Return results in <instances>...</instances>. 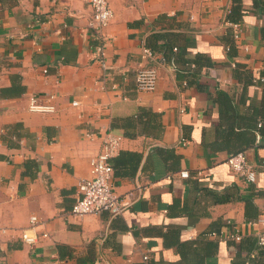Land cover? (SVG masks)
<instances>
[{
    "label": "crops",
    "instance_id": "1",
    "mask_svg": "<svg viewBox=\"0 0 264 264\" xmlns=\"http://www.w3.org/2000/svg\"><path fill=\"white\" fill-rule=\"evenodd\" d=\"M238 1V39L224 23L235 0H108L102 39L87 0H0V264L246 256L227 235L264 236V0ZM143 46L165 58L151 91L135 85L138 67L153 64ZM30 95L55 110H29ZM107 131L120 137L114 189L134 196L121 214L73 217ZM236 151L254 181L227 164ZM31 215L33 232L48 236L30 246L20 233Z\"/></svg>",
    "mask_w": 264,
    "mask_h": 264
},
{
    "label": "built area",
    "instance_id": "2",
    "mask_svg": "<svg viewBox=\"0 0 264 264\" xmlns=\"http://www.w3.org/2000/svg\"><path fill=\"white\" fill-rule=\"evenodd\" d=\"M92 8L91 18L89 20V26L92 30L104 39L102 30L110 22L113 12L109 6L108 0H87ZM230 12V7L224 11V23L228 24L232 29L231 33L233 38L239 37V23L231 22L226 18V15ZM99 49H102L100 47ZM141 58L153 62L152 65H141L136 70L135 85L139 91H151L156 87L158 73L157 65L165 63V58H156L154 52L149 48L143 46L141 51ZM53 97V95H49ZM73 105H77V101L72 102ZM29 110L53 112L55 106L53 104H39L38 97L35 95L29 96ZM260 125V124H259ZM88 136H91V132H87ZM182 143H186V139L180 138ZM120 148V137L111 131L105 132L99 151L90 157L89 160V176L81 178L77 183L78 196L72 205L69 214L73 217H80L85 214H99L101 212H109L111 215L121 214L122 211L129 205L131 199L134 196L133 191H129L124 195L116 193L113 185V166L112 158L117 154ZM230 168L238 174L245 177L247 181L255 180V170L246 161V157L243 151H237L230 154L226 159ZM181 177H187L188 172L182 170L179 172ZM37 217L31 215L28 228H25L20 233L21 240L28 245L35 244L40 237L48 236L47 233L41 235L33 232ZM255 222L264 223V219L258 217ZM229 238L239 241L241 239L240 234L232 232L227 235ZM258 244L264 245V236L258 238ZM144 258L147 255L143 256ZM254 253L248 254L244 259L243 264H254L252 258Z\"/></svg>",
    "mask_w": 264,
    "mask_h": 264
},
{
    "label": "trees",
    "instance_id": "3",
    "mask_svg": "<svg viewBox=\"0 0 264 264\" xmlns=\"http://www.w3.org/2000/svg\"><path fill=\"white\" fill-rule=\"evenodd\" d=\"M235 4L232 6V8H230V12L226 15V18L228 20H237L238 16L240 15V6H239V1L235 0ZM237 152V151H236ZM245 205H246V211H245V215L247 218H255L257 215L256 209L254 207V205L252 204L251 200H245ZM247 243H244V240H240L239 242V246L241 248L242 251H245V255L244 258H242V260L238 263L235 264H243L244 263V259L248 256V254L252 253L253 250H256V254H254V257L252 258V261L254 262V264H263L260 260H258L259 256L262 255V247L264 245H259L258 244V240H253V239H247L246 240ZM246 244H249L248 246Z\"/></svg>",
    "mask_w": 264,
    "mask_h": 264
}]
</instances>
